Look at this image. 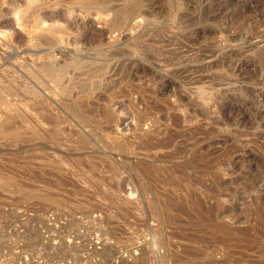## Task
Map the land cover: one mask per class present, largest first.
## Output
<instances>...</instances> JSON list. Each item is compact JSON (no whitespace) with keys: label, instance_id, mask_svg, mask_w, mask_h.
I'll return each instance as SVG.
<instances>
[{"label":"rangeland","instance_id":"1","mask_svg":"<svg viewBox=\"0 0 264 264\" xmlns=\"http://www.w3.org/2000/svg\"><path fill=\"white\" fill-rule=\"evenodd\" d=\"M262 244L264 0H0V264Z\"/></svg>","mask_w":264,"mask_h":264},{"label":"bare ground","instance_id":"2","mask_svg":"<svg viewBox=\"0 0 264 264\" xmlns=\"http://www.w3.org/2000/svg\"><path fill=\"white\" fill-rule=\"evenodd\" d=\"M12 5H13V4H12ZM14 6H15V5H14ZM17 6H18V5H17ZM17 6H16V7H17ZM18 8H19V6H18ZM16 9H17V8H16ZM5 12H6V11H5ZM8 12H9V11H8ZM117 16H118V15H117ZM120 17H121V16H120ZM121 18H122V17H121ZM116 19H119V17H116ZM116 19L114 18V21H113V20H112V21L115 23V20H116ZM118 21H119V20H118ZM4 24H5V23H4ZM115 24H116V23H115ZM4 30H5V29H4ZM52 69H53V68H52ZM52 69H51V70H52ZM47 71H48V70H47ZM49 72H50V71H49ZM5 180H6V179H5ZM3 182H4V181H3ZM6 182L9 183L8 180H6ZM10 183H11V182H10ZM2 184H3V183H2ZM5 184H6V183H5ZM192 204H193V203H191V205H192ZM183 206H184V204H183ZM194 206H195V204H194ZM199 206H200V205H199ZM211 206H212V205H211ZM213 206H214V205H213ZM213 206H212V207H213ZM178 207H179V206H178ZM189 207H190V206H189ZM154 208H155V207H154ZM174 208H175V207H174ZM182 209H183V208H182ZM154 210H155V209H154ZM176 210H177V209H176ZM191 210H192V209H191ZM152 211H153V210H152ZM173 211H174V210H173ZM182 211H183V210H182ZM187 211H188V210H187ZM194 211H195V210H194ZM153 212H155V211H153ZM157 212H158V211H157ZM184 212H185V211H184ZM202 212H203V211H202ZM164 213H165V212H164ZM169 213H170V212H169ZM189 213H190V212H189ZM189 213H187V214H189ZM209 213H210V212H209ZM211 213L213 214V212H211ZM211 213H210V215H211ZM155 214H156V212L153 213V215H154L155 218H156L157 214H156V215H155ZM202 214H203V213H202ZM166 215H167V214H166ZM173 215H174V214H173ZM171 216H172V215H171ZM204 216H205V215H204ZM204 216H203V217H204ZM168 217H169V216H168ZM174 217H175V216H173V218H174ZM203 217H202V218H203ZM205 217H207V216H205ZM169 218H170V217H169ZM169 218H168V219H169ZM156 219H157V218H156ZM205 219H207V218H205ZM195 220H196V219H195ZM207 220H208V219H207ZM213 220H214V219H213ZM193 221H194V220H193ZM196 221H197V220H196ZM205 221H206V220H205ZM199 224H200V223H199ZM203 224H204V223H203ZM205 224H207V223H205ZM219 224H220V225H219ZM221 224H222V223H218V224L216 223V226H217V227L220 226L219 228L224 227V226H221ZM200 225H202V224H200ZM200 225H198V226H200ZM218 225H219V226H218ZM212 226H213V225H212ZM214 226H215V225H214ZM214 226H213V227H214ZM216 226H215V227H216ZM209 227H210V226H209ZM219 228H217V229H219ZM226 228H227V227H226ZM209 229H210V228H209ZM215 229H216V228H214V230H215ZM224 229H225V228H224ZM221 230H222V229H221ZM221 230H215V231H221ZM226 230H227V229H226ZM228 230H229V229H228ZM229 231H230V230H229ZM229 231H228V232H229ZM221 232H222V231H221ZM223 232H225V230H223ZM228 236H229V235H228ZM231 236H232V235H231ZM224 239H225V238H224ZM237 239H238V238H237ZM237 241H238V240H237ZM239 241H240V240H239ZM243 241H244V240H243ZM252 241H253V239H252ZM252 245H253V244H252ZM255 245H256V244H255ZM262 245H264V244H262ZM237 247H238V246H237ZM191 248H192V247H191ZM197 248H199V247H197ZM200 248H201V247H200ZM248 248H249V247H248ZM262 248H264V247H262ZM203 250H204V249H203ZM248 250H249V249H248ZM193 251H194V250H193ZM198 251H201V250L199 249ZM212 251H214V249H212ZM212 251H209L210 254H211V257L215 258L214 256H212V255H213V253H211ZM230 251H231V250H230ZM96 252H97V251H96ZM100 252H101V251H100ZM204 252H208V251L206 250V251H204ZM209 252H208V253H209ZM214 252H215V251H214ZM232 252H233V251H232ZM258 252H259V251H258ZM183 253H184V252H183ZM202 253H203V252L201 251V256H203ZM101 254H102V253H101ZM187 254H188V253H187ZM196 254H200V253H196ZM206 254H207V253H206ZM104 255H105V254H104ZM208 255H209V254H208ZM214 255H215V253H214ZM196 256H197V255H196ZM205 256H206V255H205ZM225 256H226V255H225ZM211 257L209 256V259L206 257V258H204V260H206V259H207V260H210ZM221 257H222V256H221ZM221 257H220V258H221ZM213 258H211L212 261L214 260ZM220 258H219V259L217 258V259L219 260V263H220L221 260L223 261V260H224L223 258H225V257H222V259H220ZM198 259H199V258H198ZM198 259H196V260L198 261ZM215 259H216V258H215ZM225 259H226V258H225ZM173 260H174V259H173ZM193 260L195 261V259H193ZM204 260H203V263H204ZM222 261H221V262H222ZM224 261H225V260H224ZM224 261H223V262H224ZM254 261H255V260H253V262H254ZM190 262H191V261H190ZM192 262H193V261H192ZM192 262H191V264H192ZM207 262H209V264H210V261H206L205 264H208ZM225 262H227V260H226ZM232 262H233V261H232ZM234 262H235V261H234ZM259 262H262V261L260 260ZM188 263H189V261H188ZM195 263H197V262H194V264H195ZM185 264H186V262H185ZM252 264H253V263H252Z\"/></svg>","mask_w":264,"mask_h":264}]
</instances>
